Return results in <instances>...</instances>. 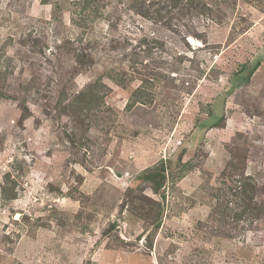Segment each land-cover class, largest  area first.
Returning a JSON list of instances; mask_svg holds the SVG:
<instances>
[{
  "label": "rangeland",
  "instance_id": "obj_1",
  "mask_svg": "<svg viewBox=\"0 0 264 264\" xmlns=\"http://www.w3.org/2000/svg\"><path fill=\"white\" fill-rule=\"evenodd\" d=\"M96 1L0 0V264H264V0Z\"/></svg>",
  "mask_w": 264,
  "mask_h": 264
},
{
  "label": "trees",
  "instance_id": "obj_2",
  "mask_svg": "<svg viewBox=\"0 0 264 264\" xmlns=\"http://www.w3.org/2000/svg\"><path fill=\"white\" fill-rule=\"evenodd\" d=\"M134 1L135 0H131L132 7H133V5H136V1L135 2ZM171 1H172V6L180 8L181 11H183L185 9H186V11L194 10L195 7H196L194 5V1L193 0H185V1H183V0H171ZM90 2H92V3L96 4V5L98 4V2L96 0H83V4L84 5H82V9H86L87 6L90 4ZM184 2H186V4H189L190 6H187L186 4H184ZM145 6H146V1L144 3L143 7L139 6L135 11H137L140 14H144L141 9H143ZM92 11L93 12L91 14L85 15L86 17L84 19H86L90 15H92V18H94V15H96L97 13L99 14L97 8H93ZM199 35L200 34H198V37L200 38L201 41H203L202 37H200ZM81 58H82V56H81ZM85 58H86V56H84L82 58V60L85 59ZM86 59L91 60V58H86ZM78 61H81V60H78ZM258 66H259V64L256 63V64H254L253 68H251L249 70L248 79H249L250 75L252 74V72ZM0 96H1V98H5V95L2 94L1 92H0ZM134 96H135L134 97V102L138 101L141 104H145L146 103L147 94L144 91H142L141 89L136 90L134 92ZM81 98H83V95H79L77 97V100H79V99L81 100ZM97 103H99L98 100H97ZM131 106L132 105H129L128 109ZM88 109H90V108H88ZM24 110H26V108H24ZM83 111H86V110H83ZM86 112L90 113V111H86ZM212 116L214 117V120H213L214 122H212L210 124V128L217 127L219 125V123L221 122V120L224 118V117L223 118L220 117L218 119V117L216 115H212ZM164 173H165V168H163V166H161V167H156L153 170L148 171L146 174L142 175L141 177L146 182H152V190H153V192L156 193V194H160V193H162V192H160V190H161V188H163V184H164V181H165V174ZM242 182H244V181H242ZM242 191L246 193L245 195H246V200H247L248 204L246 206L242 207L243 211H241L238 215H240V216L245 215V216H247L248 218H251V219H259L260 216L262 214H264V213H262V211H264V210H260L259 209V212H257L258 210L256 211L250 206V203H251V200H252V196L255 194V189L252 188V190H251L250 188H248L247 190H245V188H244Z\"/></svg>",
  "mask_w": 264,
  "mask_h": 264
}]
</instances>
